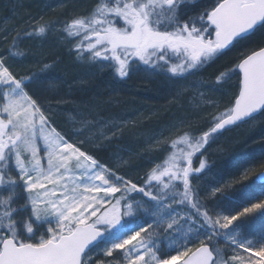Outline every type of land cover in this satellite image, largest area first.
<instances>
[{
	"label": "snow or ice",
	"instance_id": "obj_1",
	"mask_svg": "<svg viewBox=\"0 0 264 264\" xmlns=\"http://www.w3.org/2000/svg\"><path fill=\"white\" fill-rule=\"evenodd\" d=\"M48 40L114 79L179 85L183 115L153 137L160 155L140 174L130 158H98L122 134L98 106L60 107ZM258 118L264 0H94L69 20L40 11L0 28V264H264V231L245 223L264 216V185L229 195L201 183L215 136Z\"/></svg>",
	"mask_w": 264,
	"mask_h": 264
},
{
	"label": "rangeland",
	"instance_id": "obj_2",
	"mask_svg": "<svg viewBox=\"0 0 264 264\" xmlns=\"http://www.w3.org/2000/svg\"><path fill=\"white\" fill-rule=\"evenodd\" d=\"M45 3V8L39 9L38 12L43 11L46 14V18L50 19H61L69 20L70 18H75V16L82 14L91 5H93L94 0H40ZM30 0L23 2V7L28 12H35L38 7L39 1ZM79 4H81L79 6ZM67 8V13L61 15L64 9ZM35 9V10H34ZM3 15V14H2ZM0 11V28H7L6 21L1 19L2 17ZM45 49L48 51L47 54L50 56H56L57 53L61 52L56 46L55 42L48 40L44 44ZM67 49L63 52L62 60L57 65L54 75L61 77L66 83L60 85L59 95L63 96L66 103L60 105L63 109H72L75 105L83 106L88 104L86 100L83 99L81 87L89 86V84H96L98 79H103L102 75L109 72L100 70L99 68H89L86 65L82 66L80 64H73V57H69L66 54ZM235 55V51L228 54V56ZM227 59V57L223 58ZM223 59L220 61L223 62ZM77 67V69H76ZM216 66L210 67L203 73V76L188 77L187 81H180L179 84H184L196 80H204L211 73L215 71ZM142 72V71H141ZM72 73V74H71ZM145 73V72H143ZM138 72H134L127 81L131 83L132 87H154L158 90L159 96L154 97L155 103H164L166 99H169V103L160 107L159 111L164 114V117L170 116V121L164 123L158 130L151 124L150 117L156 115L157 112L149 111L150 108L141 106L138 110L140 113L138 115L118 116L113 111L112 107L104 108L102 104L93 103L88 105L98 106V111L101 112L102 116L105 118H111L112 121L122 128V134L117 132L116 137L112 140L110 144L99 152L98 158L101 161H108L114 155H122L126 159L130 158L131 163L134 166L130 175L140 174L145 170L150 163L157 158L160 153L156 151L157 144L153 137L158 138V133L164 131L168 126L183 113L178 112L176 107L172 104V94L175 88L179 85L168 80L166 77L161 75H154L146 73V79H137ZM106 79V78H105ZM126 81V82H127ZM100 84H108L107 81H101ZM111 93V91H110ZM213 95L219 96V93H213ZM85 102H84V101ZM147 113L148 116L144 115ZM118 116V117H117ZM125 117V118H123ZM163 117V118H164ZM208 125H204L203 130H208ZM154 128V129H153ZM261 129L257 133L255 130ZM142 129L143 131H140ZM255 132V133H254ZM168 133L165 131V136ZM124 142H129L132 146L136 147L137 150L126 149L123 146L126 144ZM240 148L241 151H237ZM264 148V122H261L260 118L255 122L249 124H243L235 129H230L224 131L215 136L207 146V151L205 157L210 165V171L206 172L201 183L203 188L207 192H211L213 187L227 186L230 191L229 195L234 194L231 189L235 192L241 191L242 185H251L253 181L256 182V174L259 172V162L257 159H248L247 154L252 153L255 157L261 155V150ZM235 150L237 152H235ZM264 157V155H262ZM196 166L199 165V160L195 161ZM140 167H142L140 169ZM257 185V190L259 185ZM264 198V197H260ZM249 202H256V199H252ZM251 217H264L260 214L251 215ZM103 247V245H101Z\"/></svg>",
	"mask_w": 264,
	"mask_h": 264
},
{
	"label": "trees",
	"instance_id": "obj_3",
	"mask_svg": "<svg viewBox=\"0 0 264 264\" xmlns=\"http://www.w3.org/2000/svg\"><path fill=\"white\" fill-rule=\"evenodd\" d=\"M29 0H0V5H5L4 7V13L1 12L2 17L4 21H6L7 28L11 27L13 24H17L21 18L27 16L28 14L35 15L39 9L45 8V3L38 0V7L35 12L31 11L28 12L23 7V2H26ZM35 2V0H33ZM37 1V0H36ZM64 1V0H63ZM31 2V0H30ZM33 2V3H34ZM81 4H79L80 6ZM35 10V9H34ZM49 18V16H48ZM1 22V21H0ZM47 43V42H45ZM46 50V49H45ZM46 50V54H47ZM49 54V53H48ZM61 57H63V53L59 52L57 53ZM61 65V64H58ZM77 69V67H76ZM72 74V73H71ZM108 74V73H107ZM110 78L102 76L103 79H98L96 84H89V86L81 87L82 90V97L84 100L88 102V104L93 103H99L102 104L104 108L112 107L113 111L118 116H130V115H138L140 111L138 110L141 106L150 108L149 111L157 112L156 115L150 117L151 124L155 129H159L165 122L168 123L170 121V116L164 117V114L159 111L160 107L167 105L166 103H169V99H166L164 103H155V98L159 96L158 90L152 86L148 87H132L131 83L127 80H117L113 79L111 75H109ZM106 78V79H105ZM101 81H107L108 84L105 83L100 84ZM127 81V82H126ZM111 91V93H110ZM83 100V101H84ZM85 102V101H84ZM144 115L148 116V114L145 112ZM117 116V117H118ZM164 117V118H163ZM125 118V117H123ZM130 118V117H128ZM165 125V124H164ZM159 127V128H158ZM153 128V129H154ZM236 128V127H235ZM233 128V129H235ZM140 131H143L142 129H139ZM261 129L257 128L255 132L257 133ZM254 132V133H255ZM126 143L123 147L126 149L131 150H137V146H132L129 142ZM237 151H241L240 148L237 149ZM235 150V152H237ZM261 153H264V148L261 150ZM139 152V151H138ZM260 153V154H261ZM257 161L259 162V171L264 170V157L262 155H258L256 157ZM142 167H140L141 169Z\"/></svg>",
	"mask_w": 264,
	"mask_h": 264
},
{
	"label": "flooded vegetation",
	"instance_id": "obj_4",
	"mask_svg": "<svg viewBox=\"0 0 264 264\" xmlns=\"http://www.w3.org/2000/svg\"><path fill=\"white\" fill-rule=\"evenodd\" d=\"M89 1H91V0H89ZM4 7H5V5H2V6L0 5V11L3 13H4ZM111 77L113 78L112 75H111ZM136 78L137 79H146L147 76H146V73H143L140 71V72H138ZM127 79H129V78H127ZM127 79H123V80H127ZM117 80H119V79H117ZM245 223L248 226V229L252 232L258 233L260 231H264V217L257 218V217L249 216L248 219L245 221Z\"/></svg>",
	"mask_w": 264,
	"mask_h": 264
},
{
	"label": "bare ground",
	"instance_id": "obj_5",
	"mask_svg": "<svg viewBox=\"0 0 264 264\" xmlns=\"http://www.w3.org/2000/svg\"><path fill=\"white\" fill-rule=\"evenodd\" d=\"M102 76H104V77H108V78H110L108 75H107V73H104ZM141 80V79H140ZM264 170H260L257 174H256V183L260 186V185H264V184H260L259 182H258V175L260 174V173H262Z\"/></svg>",
	"mask_w": 264,
	"mask_h": 264
},
{
	"label": "water",
	"instance_id": "obj_6",
	"mask_svg": "<svg viewBox=\"0 0 264 264\" xmlns=\"http://www.w3.org/2000/svg\"><path fill=\"white\" fill-rule=\"evenodd\" d=\"M232 128H234V127H232ZM231 128V129H232ZM264 172V171H263ZM258 182L260 183V184H264V176H261L260 174L258 175Z\"/></svg>",
	"mask_w": 264,
	"mask_h": 264
}]
</instances>
